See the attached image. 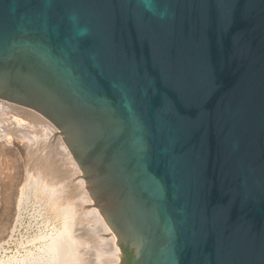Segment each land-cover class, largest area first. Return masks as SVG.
<instances>
[{
  "label": "water",
  "instance_id": "water-1",
  "mask_svg": "<svg viewBox=\"0 0 264 264\" xmlns=\"http://www.w3.org/2000/svg\"><path fill=\"white\" fill-rule=\"evenodd\" d=\"M0 99L56 127L118 264H264V0H0Z\"/></svg>",
  "mask_w": 264,
  "mask_h": 264
},
{
  "label": "bare ground",
  "instance_id": "bare-ground-1",
  "mask_svg": "<svg viewBox=\"0 0 264 264\" xmlns=\"http://www.w3.org/2000/svg\"><path fill=\"white\" fill-rule=\"evenodd\" d=\"M10 145L12 146L11 150L15 154H24L25 158H27V167L29 169L40 174L42 181L40 183L37 180L36 182L34 181L32 183L35 186H33L34 189L42 188L45 194L48 193L50 197L48 200L52 202L53 206L64 208L62 214L67 219V209L70 208L69 204L72 201L76 206L77 204L75 203H80L82 210L84 209L83 204L91 202L87 191H85L86 189H84V182L78 179L80 171L61 140L56 127L36 110L0 99V146ZM24 183H27V179H25ZM20 201L19 199L18 203ZM88 212L93 213L95 221L96 219L98 220L102 230L109 236L107 238L108 245L107 241L104 240L105 238L103 239L104 244L106 243L107 245L106 249L110 248L111 251V257L108 256L107 260H109L110 264H115L118 261L119 254L114 242L115 238L110 233V228L105 225L95 209H91ZM83 213H86V211ZM70 221L71 219H68L63 224V229L60 232L47 233L48 235L40 237L44 245L39 247L38 255L31 258L28 264H78L76 263L77 255L80 252L76 254L77 250L72 245L77 236L73 234L74 230ZM94 246V252L98 260V257L103 256L102 253L106 250H104V245L97 243ZM107 252L109 253V250ZM99 262L98 264H100ZM0 264L24 263H18L15 258H6L0 259Z\"/></svg>",
  "mask_w": 264,
  "mask_h": 264
},
{
  "label": "rangeland",
  "instance_id": "rangeland-1",
  "mask_svg": "<svg viewBox=\"0 0 264 264\" xmlns=\"http://www.w3.org/2000/svg\"><path fill=\"white\" fill-rule=\"evenodd\" d=\"M60 137L63 141L61 135ZM11 149V145L0 146V259L15 258L18 263L23 262L24 264H28L31 258L38 255L39 247L44 245L40 237L60 232L63 229V224L68 219H71L70 223L74 230H72L73 234L77 236L72 245L77 250L76 254L80 252V255H77L78 259L76 263L98 264L100 261V264H110L107 259L111 257V251L110 248L106 249L108 245L107 238L109 236L102 230L98 224V220L96 219L95 221L93 213L88 211L95 209L104 223L105 220L86 189L85 180L82 177L80 169L78 168L80 176L76 178L84 182V189H86L85 191H87L91 202L83 204L85 210H82L80 203H75L77 204L76 206L72 201L73 204H69L70 208L67 209V219L62 214L64 208H58L56 205L53 206L52 202L48 200L50 199L48 193L45 194L42 188L34 189L35 186L32 183L36 182V180L38 183L42 181L40 174L27 167V158H25L24 154H15ZM25 179H27V183H24ZM19 199L21 200L20 203H18ZM84 211L86 213H83ZM105 225L107 226L106 223ZM110 233L113 234L111 230ZM113 236L115 238L114 234ZM103 239L107 241V245L106 243L104 244ZM97 243L104 245V250H106L104 251L106 252L105 254L104 252L102 253L103 256L98 257V260L94 252V245ZM116 247L119 248L117 245ZM108 250L109 253L107 252ZM119 261L118 257V261L115 264H118Z\"/></svg>",
  "mask_w": 264,
  "mask_h": 264
},
{
  "label": "flooded vegetation",
  "instance_id": "flooded-vegetation-1",
  "mask_svg": "<svg viewBox=\"0 0 264 264\" xmlns=\"http://www.w3.org/2000/svg\"><path fill=\"white\" fill-rule=\"evenodd\" d=\"M121 264H130L133 258V249H130L128 246H121Z\"/></svg>",
  "mask_w": 264,
  "mask_h": 264
}]
</instances>
